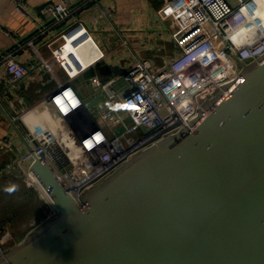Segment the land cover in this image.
I'll list each match as a JSON object with an SVG mask.
<instances>
[{
  "label": "water",
  "instance_id": "obj_1",
  "mask_svg": "<svg viewBox=\"0 0 264 264\" xmlns=\"http://www.w3.org/2000/svg\"><path fill=\"white\" fill-rule=\"evenodd\" d=\"M241 64L242 83L195 130L141 151L82 202L35 155L56 215L0 264H264V55Z\"/></svg>",
  "mask_w": 264,
  "mask_h": 264
},
{
  "label": "built area",
  "instance_id": "obj_2",
  "mask_svg": "<svg viewBox=\"0 0 264 264\" xmlns=\"http://www.w3.org/2000/svg\"><path fill=\"white\" fill-rule=\"evenodd\" d=\"M13 1L24 9L25 0ZM166 4L184 8L180 9L185 13L180 23L181 51L160 60L139 58L125 72L106 81L91 77L89 83L103 90L104 101L90 109L76 83L87 84L85 73L106 56L97 29L79 21L57 34L49 43L52 60L43 58L40 63L42 71L55 81L43 100L52 104L57 121L50 128L28 130L25 137L31 149L5 166L0 183L3 173L16 174L53 207L48 191L30 170L38 155L82 202L92 188L141 151L181 129L195 130L242 83L241 63L264 55V0H164ZM41 13L62 21L69 16V9L66 1L47 3ZM87 45L91 50L81 59L78 54ZM3 62L5 80L13 86L40 70L12 53ZM55 68L66 78L61 79ZM39 76L33 78L42 86L49 83ZM219 93L221 97L209 106ZM12 118L20 121L19 114ZM3 143L12 148L10 140ZM55 215L53 207L46 217H32L31 229ZM10 237L5 231L0 257L15 246L8 241Z\"/></svg>",
  "mask_w": 264,
  "mask_h": 264
},
{
  "label": "crops",
  "instance_id": "obj_3",
  "mask_svg": "<svg viewBox=\"0 0 264 264\" xmlns=\"http://www.w3.org/2000/svg\"><path fill=\"white\" fill-rule=\"evenodd\" d=\"M63 1H66L69 9V16L65 20L58 21L41 13L43 5ZM162 1L25 0L24 9L20 10L13 0H0V170L24 155L27 150L26 142L10 123L5 111L11 117L20 115V121L15 123L23 135L35 127H53L55 122L52 119L58 118L52 104L43 100L55 85V81L51 74L42 71L40 64L43 58L52 60L49 43L57 34L79 21H83L91 29H97V39L106 56L85 73L84 78L88 80V85L79 82L76 87L87 103L103 96L98 102L101 103L104 101V92L89 83L91 77L98 76L106 81L125 72L139 58L160 60L171 58L181 51L180 23L185 13H181L180 9L184 8L167 4L165 6ZM90 50L91 47L87 45L78 55L82 59ZM10 53L29 67L38 66L39 73L33 71V74L27 75L15 86L8 84L5 80L7 72L3 59ZM55 71L58 72L56 68ZM33 75H40V79L44 76L49 83L42 86ZM5 140L11 141V149L5 147ZM20 179L18 175H7L3 180L18 182ZM24 187L31 197L40 196L25 183ZM13 191L17 192V189ZM37 204L38 207L27 208V216L20 223L22 226L28 219L52 211V205L44 199ZM41 208L47 211L41 213Z\"/></svg>",
  "mask_w": 264,
  "mask_h": 264
},
{
  "label": "rangeland",
  "instance_id": "obj_4",
  "mask_svg": "<svg viewBox=\"0 0 264 264\" xmlns=\"http://www.w3.org/2000/svg\"><path fill=\"white\" fill-rule=\"evenodd\" d=\"M99 37L100 39L102 38L101 33H99ZM58 74L61 79L66 78L65 73L62 70H58ZM52 120V122L57 121L55 117ZM20 180L21 181L18 182H14L12 180L5 182L3 180L0 183V240L3 239V235L5 234V231H7L9 235H11L8 241L15 245L32 231V218L28 219L27 222L23 224V226L20 224L21 221L27 216V208L29 206L38 207V201L41 202L42 199H44V201L46 200L39 193L36 194L40 196L33 195V197H31L25 190L23 183L24 180ZM10 187L12 191H7V189H10ZM13 189H17V192H14ZM41 209V213L47 211V209ZM14 215L16 216L13 217Z\"/></svg>",
  "mask_w": 264,
  "mask_h": 264
},
{
  "label": "trees",
  "instance_id": "obj_5",
  "mask_svg": "<svg viewBox=\"0 0 264 264\" xmlns=\"http://www.w3.org/2000/svg\"><path fill=\"white\" fill-rule=\"evenodd\" d=\"M4 168H5V166L2 167V169L0 170V173L3 172ZM7 175L17 176L16 174H7V173H3V175H2V181H3V179H4ZM21 179H22V178H21ZM29 189H30V188H29ZM32 190H34V189H32ZM34 191H36V190H34ZM49 212H50V211H48V212L45 213V214H41V215H37V216H39V217H46V216L48 215Z\"/></svg>",
  "mask_w": 264,
  "mask_h": 264
},
{
  "label": "clouds",
  "instance_id": "obj_6",
  "mask_svg": "<svg viewBox=\"0 0 264 264\" xmlns=\"http://www.w3.org/2000/svg\"><path fill=\"white\" fill-rule=\"evenodd\" d=\"M7 191H12V189H7Z\"/></svg>",
  "mask_w": 264,
  "mask_h": 264
}]
</instances>
